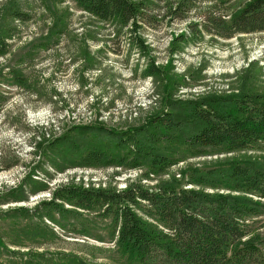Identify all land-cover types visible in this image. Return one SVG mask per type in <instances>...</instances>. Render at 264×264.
<instances>
[{
    "label": "rangeland",
    "instance_id": "obj_1",
    "mask_svg": "<svg viewBox=\"0 0 264 264\" xmlns=\"http://www.w3.org/2000/svg\"><path fill=\"white\" fill-rule=\"evenodd\" d=\"M16 1L28 19L12 22L7 52L0 57V212L19 206L33 209L45 199V193L49 194V190L29 193V184L21 182L28 175L39 183L50 181L57 171L46 147L52 139L65 135L84 149L102 138L93 131L69 132L71 127H136L165 109L160 84L158 87L141 76L147 56L163 68L166 76L177 79L178 86H171L176 89L173 99H194L206 94L219 98L245 92L264 95V33L235 34L224 39L210 36L200 28L207 13H229L245 0H197L185 21L169 25L167 19L160 20L156 29L142 26L136 36L145 45L147 56H142L129 41L113 36L111 25L79 11L72 0ZM166 1L171 0H161L159 6ZM3 2L0 0V4ZM188 21L197 24V31L173 51L176 43L171 45L172 39L183 33ZM11 71L20 74L26 85L14 83L9 76ZM208 152L184 158L165 174L148 175V179L142 176L145 167L135 169L137 173H131L134 169L89 167L100 173L88 182L122 189L129 180L149 187L159 179L173 178L176 185L189 187L183 173L191 169L203 172L234 161L264 165V146ZM19 183L26 199L13 202L5 194ZM76 212L63 218L54 215L63 227L43 221L53 235L36 239L22 237L19 230L41 226L37 216L21 220L0 218L3 242L19 253L2 254L0 264H26V251L42 254L45 264L60 262L61 254L67 257L65 264H127L115 250L109 219ZM260 226L259 248L264 254V215ZM18 241L21 246L11 244Z\"/></svg>",
    "mask_w": 264,
    "mask_h": 264
},
{
    "label": "trees",
    "instance_id": "obj_2",
    "mask_svg": "<svg viewBox=\"0 0 264 264\" xmlns=\"http://www.w3.org/2000/svg\"><path fill=\"white\" fill-rule=\"evenodd\" d=\"M72 1L79 11L111 25L113 36L129 41L142 56H147L145 45L136 36L138 30L142 26L155 28L164 19L169 25L185 21L197 0H171L161 6V0ZM224 13L217 16L207 13L201 20V31L224 39L235 34L264 33V0H245L238 9ZM27 19L16 0L0 4V57L7 52L12 22ZM196 28V23L188 21L183 33L172 39L171 45L176 43L173 51ZM9 76L17 85H26L17 72L11 71ZM141 76L158 87L160 84L165 109L136 127L118 130L102 125L71 127L69 132L93 131L102 138L84 149L65 135L52 139L46 147L57 171L68 167L123 170L145 167L142 176L148 179V175L165 174L184 158L205 155L208 151L236 152L264 146L263 94L245 92L219 98L206 94L194 99H173L176 89L171 86H178L177 79L166 76L163 68L148 56ZM152 88L154 91V85ZM40 145L36 143L37 147ZM183 176L189 187L176 185L173 178L159 179L149 187L129 180L122 189L106 183L96 189L57 185L33 209L9 208L0 212V218L11 216L21 220L37 216L41 226H24L19 230L22 237L36 239L53 235L45 220L63 227L54 215L63 218L78 210L94 213L109 219L113 245L127 264H264V254L259 248L260 218L264 215V165L234 161L203 172L191 169ZM26 183L32 194L48 189L46 183L32 181L29 175L21 185ZM21 185L9 189L5 196L13 202L25 200ZM11 244L18 247L22 242ZM2 254L19 253L7 248L0 233ZM26 256V264H45L42 254L26 251ZM66 258L61 254L60 262L52 264H65Z\"/></svg>",
    "mask_w": 264,
    "mask_h": 264
},
{
    "label": "built area",
    "instance_id": "obj_3",
    "mask_svg": "<svg viewBox=\"0 0 264 264\" xmlns=\"http://www.w3.org/2000/svg\"><path fill=\"white\" fill-rule=\"evenodd\" d=\"M133 172L137 173L135 169L131 171V173ZM99 173H100V170H95V169L93 170V169L84 168V167L66 168L62 171H54L50 181L45 182V183L48 186L47 190L53 189L57 185H68V184L81 185L83 188L96 189L98 187H104V184L96 185L88 181L95 174H99ZM44 196H45V199H47L49 197V194L45 193Z\"/></svg>",
    "mask_w": 264,
    "mask_h": 264
}]
</instances>
